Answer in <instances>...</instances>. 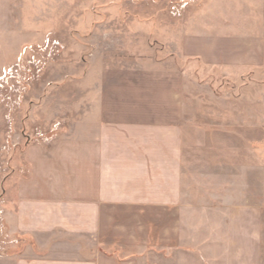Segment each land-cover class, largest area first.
Instances as JSON below:
<instances>
[{
  "label": "crops",
  "instance_id": "crops-1",
  "mask_svg": "<svg viewBox=\"0 0 264 264\" xmlns=\"http://www.w3.org/2000/svg\"><path fill=\"white\" fill-rule=\"evenodd\" d=\"M156 35L166 58L90 65L79 122L1 180L0 264H264V0H206ZM194 64L241 81L249 124L187 126Z\"/></svg>",
  "mask_w": 264,
  "mask_h": 264
},
{
  "label": "rangeland",
  "instance_id": "rangeland-1",
  "mask_svg": "<svg viewBox=\"0 0 264 264\" xmlns=\"http://www.w3.org/2000/svg\"><path fill=\"white\" fill-rule=\"evenodd\" d=\"M204 2L0 0V182L17 172L31 140L54 142L79 122L86 105L81 81L90 65L166 58L172 49L165 51L156 34L182 24ZM194 68L184 83L187 126L208 133V113L218 111L242 113L249 124L250 109L260 104L241 97V81L221 82L220 72ZM237 150L230 152L233 162L242 160Z\"/></svg>",
  "mask_w": 264,
  "mask_h": 264
}]
</instances>
